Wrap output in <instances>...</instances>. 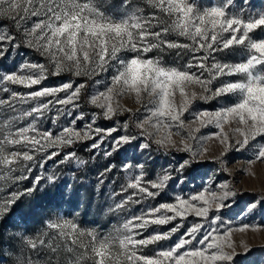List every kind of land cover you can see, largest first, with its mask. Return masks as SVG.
<instances>
[{
	"label": "snow or ice",
	"instance_id": "1",
	"mask_svg": "<svg viewBox=\"0 0 264 264\" xmlns=\"http://www.w3.org/2000/svg\"><path fill=\"white\" fill-rule=\"evenodd\" d=\"M0 29V60L21 47L41 58L0 75V92L10 93L0 106L19 113L0 128V223L46 187L58 188L59 165L85 163L78 144L107 160L98 185L130 173L110 193L107 211L123 218L112 231L84 221L78 207L57 204L32 228L16 226L7 239L0 232V264H238L253 252L248 244L237 251L233 234L264 227H235L225 215L242 193L227 180L219 190L202 183L185 192L183 185L194 182L209 140L218 142L221 164L230 152L264 164V0H0ZM50 77L63 81L45 86ZM124 97L138 107L121 103ZM82 100L92 107L82 108ZM22 118L30 120L21 126ZM45 119L59 130L45 129ZM209 125L214 130L196 135ZM128 150L133 155L121 158ZM153 151L175 160L156 179L141 159ZM49 161L55 171H47ZM64 187L71 192V183ZM169 191L168 201L146 203ZM257 210L264 195L242 212ZM164 225L172 226L153 227Z\"/></svg>",
	"mask_w": 264,
	"mask_h": 264
},
{
	"label": "rangeland",
	"instance_id": "2",
	"mask_svg": "<svg viewBox=\"0 0 264 264\" xmlns=\"http://www.w3.org/2000/svg\"><path fill=\"white\" fill-rule=\"evenodd\" d=\"M253 3L257 6L261 5V0H253ZM3 29H0L2 32ZM183 40V38H180ZM9 47H11L9 45ZM165 57L167 62H171L173 59L171 54H161ZM25 59L28 61H39L41 58L32 50L25 47H21L19 50L12 51L11 56L6 60H0V75L3 74V70L14 71L17 69L19 64ZM76 79V78H74ZM63 78H52L44 82L45 86H55L62 83ZM3 86H0L2 88ZM11 90L26 92L29 89H24L21 86H9ZM40 86H34V89H38ZM91 90L86 94L90 97ZM63 95V94H61ZM10 93L0 92V98L7 99ZM52 99L51 97L44 98ZM43 102V100H42ZM121 103L126 104L130 107H138L134 100L129 97H124ZM82 108H91L90 104L85 103L84 100L80 101ZM199 106L202 108H211L212 102L205 103L199 102ZM21 107L17 105V108ZM24 108L30 107V105L22 106ZM61 107V106H56ZM70 107V106H69ZM19 115L18 112H13V110L7 105L0 106V128H3L6 119L10 120L11 116ZM90 115V112H86V116ZM55 108L52 112L46 113V117H54ZM124 118L121 117V120ZM30 118H22L20 120V125H26ZM60 124L67 123L63 117H61ZM81 125L78 123L77 127ZM107 126V125H106ZM43 127L45 129L52 127L54 133L58 131V128H54L51 125L49 119H45ZM214 130L213 126L201 128L197 136L207 135L210 131ZM187 134V130L184 131ZM91 143V141L87 142ZM205 147L208 148L207 159L202 161L201 166L197 169L195 175V180L192 183H186L183 185L185 192L191 191L193 189H198L203 183L204 186L215 185L214 190L218 189V182L227 180L230 186L236 191L242 193L238 197V203L232 207L231 211L225 213L227 217L231 218V223L233 226L238 227L243 224H249L251 226H261L264 227V210H257L253 214L248 212H242L244 206L254 198H258L264 195V164L259 162L249 165L247 160L250 156L248 153H236L230 152L223 159L226 161L225 164H221L214 158L219 156L220 146L217 141L209 140ZM77 156L80 160L85 161L83 165H78L76 160L73 159L66 162L63 165H59V170L62 173L61 180L57 181L59 187H46L44 190L37 193L36 197L31 200H25L24 204L17 209L16 214L7 222L0 223V232L5 234V238L16 231V226L21 229L24 227L32 228L34 223L43 218L49 211H51L55 205L60 204L62 209L67 211L70 207H78L81 213L87 212L86 216H83V220L91 223L95 221L101 226L102 230L112 231L113 228L119 226L122 223V217L115 214L109 213L107 211V205L112 203L110 198V193L112 189L119 190L120 185L126 184L129 181L130 173H126L123 170L120 172L110 174L109 179L113 182L108 183L107 181L103 185H98V172L103 170V167L107 163V160L102 154V150L99 151L95 156L92 152L87 150L83 144H78L76 146ZM133 153L131 150L128 152H121L120 157L131 156ZM136 155H140L136 153ZM180 154H177V158ZM148 158V170L151 173V178L156 179L159 175L163 173V170L167 168L169 162L173 164L175 160L173 157L164 155L153 151L149 156L147 153L141 156V159ZM59 159V157L57 158ZM47 171H55L56 167L53 166L52 161H49L46 165ZM138 174V170L136 171ZM207 174V176H205ZM187 175V174H186ZM201 178H204L203 180ZM72 184V190L69 192L67 188L64 187V182ZM24 183H28L25 181ZM3 184V181H0ZM174 191L179 192L180 187H176ZM172 197V191H169L167 197L157 198L156 200H148L146 203L156 205L159 202L168 201ZM139 207V206H135ZM134 207V210H135ZM192 218L190 217L188 223H191ZM172 225L164 226H153L156 227L157 231H166ZM152 229L149 228L148 231ZM233 240L237 244V251H243V244H248L253 247L254 250L251 254L246 256H240L237 258L238 264H259L260 258L264 256V250L261 247L264 246V232H246L240 233L235 232L233 234ZM165 245L168 242H162ZM155 247V246H149ZM145 251H148L146 249Z\"/></svg>",
	"mask_w": 264,
	"mask_h": 264
}]
</instances>
